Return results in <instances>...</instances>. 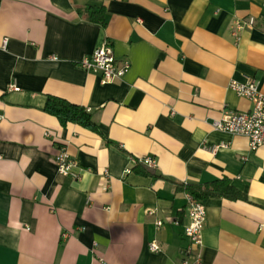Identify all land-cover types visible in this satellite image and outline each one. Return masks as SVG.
<instances>
[{"label":"crops","instance_id":"obj_1","mask_svg":"<svg viewBox=\"0 0 264 264\" xmlns=\"http://www.w3.org/2000/svg\"><path fill=\"white\" fill-rule=\"evenodd\" d=\"M88 6L105 8L104 27ZM263 16L264 0H0V264H181L178 186L224 178L247 200L206 202L200 264H264V146L214 128L253 107L232 81L264 94ZM249 17L258 28L235 38ZM105 43L130 63L108 85L79 66ZM48 96L91 111L100 133L63 127ZM63 147L79 180L57 171ZM143 157L157 169L132 165Z\"/></svg>","mask_w":264,"mask_h":264},{"label":"built area","instance_id":"obj_2","mask_svg":"<svg viewBox=\"0 0 264 264\" xmlns=\"http://www.w3.org/2000/svg\"><path fill=\"white\" fill-rule=\"evenodd\" d=\"M262 31L264 32V16L260 19ZM258 20L255 17H249L247 20L238 22L233 32V36L239 39V33L245 30H255L258 28ZM7 46V40L4 42V48ZM54 60L55 57H52ZM80 68L86 72L98 74L101 77V84H111L124 77L130 69L128 61H119L112 47L105 43L102 47L96 49L94 53L81 61ZM229 88L238 96L250 100L253 107L250 111L242 113L227 112L223 118L214 123L217 131L247 137L252 151H256L264 146V94L260 91L259 85L254 80L247 82L232 81ZM9 91L18 92L16 85H11ZM91 112V111H88ZM4 119L0 115V121ZM49 136V133H47ZM225 144L212 149L218 151L226 148ZM55 165L58 173L63 177H69L73 180H79V163L71 157L65 147L59 150L55 157ZM133 166L145 165L151 169H157V161L150 157H143L132 160ZM131 170H128L130 172ZM187 211L189 223L185 228V236L188 245L183 250V260L181 264H200L202 260L203 233L208 219L207 204L199 201L190 194H187ZM155 211L148 210L152 215ZM162 221H157L156 226L161 228ZM153 253L160 252V247L156 242L150 245Z\"/></svg>","mask_w":264,"mask_h":264},{"label":"trees","instance_id":"obj_3","mask_svg":"<svg viewBox=\"0 0 264 264\" xmlns=\"http://www.w3.org/2000/svg\"><path fill=\"white\" fill-rule=\"evenodd\" d=\"M78 12L91 23L103 27L106 25V10L104 7L88 6L84 10H78ZM43 110L46 113L57 117L63 127H66L69 124H77L93 132L100 133L91 112H88L84 107L72 104L65 99L48 96ZM135 170L142 175L158 177L151 171L141 170L140 167H137ZM178 187L203 203H206L211 199H228L232 201L247 200L246 196L241 193L228 178L216 180L204 185L182 184Z\"/></svg>","mask_w":264,"mask_h":264}]
</instances>
